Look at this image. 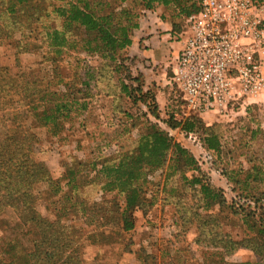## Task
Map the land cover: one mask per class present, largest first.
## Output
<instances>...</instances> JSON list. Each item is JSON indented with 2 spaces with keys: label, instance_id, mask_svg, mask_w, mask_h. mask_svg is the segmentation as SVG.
<instances>
[{
  "label": "rangeland",
  "instance_id": "rangeland-1",
  "mask_svg": "<svg viewBox=\"0 0 264 264\" xmlns=\"http://www.w3.org/2000/svg\"><path fill=\"white\" fill-rule=\"evenodd\" d=\"M76 1L30 0L18 5L16 0H0V70L16 79L22 76L38 82L40 87L42 83L41 88L50 81L51 92L57 94L50 106L78 103L71 116L60 122L59 135H54L53 124L32 126L30 121H22L21 107L18 112L0 107V132L5 136L9 126L11 136L28 142L30 152L24 165L31 172L37 163H44L67 194L51 197L47 185L36 187L39 216L53 225L54 229L48 230L63 234L62 243L54 244L56 250L63 251L55 262L68 258L81 264H264L258 251L246 247L247 241L256 236L247 224L254 222L246 215L256 212L260 220L262 213L251 201L240 198L264 197V100L243 98L230 106L224 117L205 119L204 123L214 124L222 136V150L217 154L204 149L198 136L173 131L166 124L172 116L194 115L172 80L183 47L180 32L186 26L182 13L186 3L153 9L162 8L163 16L177 23L170 43L181 44L177 56L167 61L159 90L150 87L160 105V119H156L145 105H134L121 92L122 82L133 86L128 81L129 68L135 78L138 76L127 52L119 55L117 64L103 60L99 54L86 53L81 49L84 33L78 29L70 32L77 44L75 49L66 48L57 55L48 46L47 31L64 27V19L56 10ZM86 1L99 14L128 8L141 19L145 11H153L141 0ZM14 5L16 13L9 14L8 8ZM118 64L128 69L118 68ZM61 93L68 96L63 98ZM149 122L192 152L199 171L186 172V178H200L221 191L226 205L215 204L206 210L200 186H192L180 174L169 180L167 168L157 170L148 173L144 186L147 203L134 212L135 228L122 230L126 195L118 191L103 193V182L95 179L93 167L117 164L123 155L135 152L141 136L149 130ZM70 169L76 171L72 182L66 179ZM17 216L11 208L0 215V258L16 264H41L43 251L36 247L41 238L39 230L21 226ZM227 236L241 244L232 253L225 250Z\"/></svg>",
  "mask_w": 264,
  "mask_h": 264
},
{
  "label": "trees",
  "instance_id": "trees-1",
  "mask_svg": "<svg viewBox=\"0 0 264 264\" xmlns=\"http://www.w3.org/2000/svg\"><path fill=\"white\" fill-rule=\"evenodd\" d=\"M18 5H25L30 0H16ZM147 9L153 10L156 6L170 7L173 4L183 7L182 13L187 19L190 15L198 11V7L191 0H141ZM262 1V0H255ZM188 3H192L191 7ZM9 14L16 13L15 5L8 8ZM59 17L64 19L63 30L52 29L47 31L45 41L48 46L55 50L57 55L62 53L63 49H75L76 41L70 34L71 31L78 29L84 33L81 40V49L89 54H99L103 60H108L117 64L120 60L119 55L127 52L128 62H135V59L129 56V48L133 44L134 33L139 30L140 16L128 8L120 11H111L107 14H99L91 8L86 0H77L69 3L66 7H60L56 10ZM173 31L175 32L178 25L172 22ZM185 29V28H184ZM184 29L180 32H184ZM122 63L124 61L122 60ZM118 68L124 67L118 64ZM126 68V67H124ZM128 69V68H126ZM128 81L133 84L130 86L122 82L121 92L125 94L134 104L145 105L149 113L156 119H160V105L157 100V93L153 89L147 88L145 77L138 73L137 78L132 75L130 68ZM26 80L24 77L14 78L7 71L0 70V107L7 110L22 113V121L31 122L32 126L39 124L48 127L53 124L54 135H59L60 122L67 120L71 116L73 108L78 105L77 102L68 101L66 104H57L50 106L51 101L57 96L51 92V82H47L44 88ZM17 85L15 94L14 87ZM40 88V89H39ZM63 98L68 96L62 94ZM86 109L85 106H83ZM203 115L194 114L190 117L172 116L166 123L173 130H180L186 135H194L200 138L202 147L210 152L219 154L222 150V136L216 130L215 125L207 126L202 118ZM150 123V122H149ZM9 126H6L7 133L4 136L0 132V215L7 209L11 208L18 214L17 220L23 227L31 226L39 230L41 238L38 240L36 247L41 250L43 261L41 264H81L79 261L63 259L61 263L55 262L58 254H63L62 250H56L54 244L62 243L63 234L54 233L49 228L53 225L46 219L39 216L37 212V203L39 201L38 185H47L49 195L64 197L65 194L61 183L56 182L49 174L44 163H37L31 172L28 166L24 165L25 158L29 156L28 142H21L16 137L8 133ZM31 127H28V129ZM10 132V131H9ZM28 147V148H27ZM96 171V178L103 182V193L118 191L126 195V207L121 213L122 230L130 232L135 228L134 212L142 209L147 203L144 186L148 184V173L164 170L171 174L166 175L169 180L177 174L185 176L186 172L191 170L199 171L198 161L188 149L166 131L160 129L157 125L149 124V130L141 136L138 147L132 154H125L121 160L114 165H102V167H93ZM99 169V170H98ZM76 171L70 169L67 172L66 179L75 176ZM231 181L232 178H229ZM69 182V185H70ZM189 183L193 186H200V190L205 200V209L210 210L211 206L226 205V200L221 191L216 190L208 183H203L200 178H193ZM76 188V186L74 187ZM246 202L251 201L255 210L260 211L261 218L257 220L258 214L249 212L246 219H251L254 223H247L252 232L256 231V236L247 241L248 246L253 248L264 259V197L241 196ZM262 202V203H261ZM260 205V206H259ZM242 208V207H241ZM21 211V212H20ZM23 213V215L21 214ZM234 214L238 215L236 211ZM54 229V228H53ZM54 233V234H53ZM225 250L232 253L240 247L241 244L231 240L230 236L225 237ZM72 255V253L70 254ZM44 256V257H43ZM0 264H16L15 262H4L0 258ZM30 264V263H29Z\"/></svg>",
  "mask_w": 264,
  "mask_h": 264
},
{
  "label": "built area",
  "instance_id": "built-area-1",
  "mask_svg": "<svg viewBox=\"0 0 264 264\" xmlns=\"http://www.w3.org/2000/svg\"><path fill=\"white\" fill-rule=\"evenodd\" d=\"M172 80L192 114L224 117L264 92V0H193Z\"/></svg>",
  "mask_w": 264,
  "mask_h": 264
},
{
  "label": "crops",
  "instance_id": "crops-1",
  "mask_svg": "<svg viewBox=\"0 0 264 264\" xmlns=\"http://www.w3.org/2000/svg\"><path fill=\"white\" fill-rule=\"evenodd\" d=\"M163 14L162 8L144 12L139 22L140 28L134 33L133 44L128 51L129 56L135 59L134 69L144 75L147 88L153 86L157 90L166 75L164 72L168 67V59L177 56L181 47L180 43H170L175 32L172 23ZM254 99L264 100V92ZM210 117L219 118L213 113L202 116L204 120Z\"/></svg>",
  "mask_w": 264,
  "mask_h": 264
}]
</instances>
